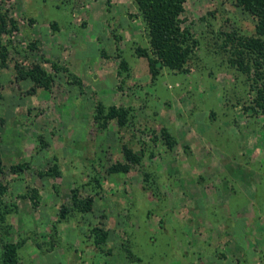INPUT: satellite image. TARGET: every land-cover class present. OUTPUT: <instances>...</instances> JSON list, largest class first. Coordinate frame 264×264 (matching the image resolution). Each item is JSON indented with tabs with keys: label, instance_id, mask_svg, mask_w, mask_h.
I'll use <instances>...</instances> for the list:
<instances>
[{
	"label": "rangeland",
	"instance_id": "obj_1",
	"mask_svg": "<svg viewBox=\"0 0 264 264\" xmlns=\"http://www.w3.org/2000/svg\"><path fill=\"white\" fill-rule=\"evenodd\" d=\"M2 18L0 264L10 245L15 264H214L205 248L248 264L228 260L230 237L208 231L235 160L264 167V56L242 45L256 17L235 0H186L190 58L156 79L136 52L150 48V30L134 0H0ZM38 65L52 78L32 91L17 66ZM111 107L126 117L110 119ZM224 191L227 206L236 192ZM75 194L93 197L92 211Z\"/></svg>",
	"mask_w": 264,
	"mask_h": 264
},
{
	"label": "trees",
	"instance_id": "obj_2",
	"mask_svg": "<svg viewBox=\"0 0 264 264\" xmlns=\"http://www.w3.org/2000/svg\"><path fill=\"white\" fill-rule=\"evenodd\" d=\"M141 10L145 21L150 30V48L137 47L136 52L139 56L148 58L149 69L152 77L156 79L162 67H170L173 69H182L187 64L191 55V46L187 43L190 33L181 26V14L185 10L186 0H134ZM236 3L247 12L254 15L257 19L256 36L247 38L242 45L250 50H255L260 55L264 56V0H235ZM6 21L2 18L0 30L4 29ZM8 54V46L4 45L0 39V56L3 61H6ZM258 54V55H259ZM259 55V56H260ZM240 69L246 72L251 71V66L245 64L244 59H234ZM55 68H59L55 65ZM18 69V79L32 78L35 86L32 91H36L47 85V81L52 77L41 66H36L31 70H24L20 66ZM261 99H263L261 97ZM263 105V103L258 102ZM127 111H120L115 107L109 108L108 116L110 119L120 116L121 120L126 117ZM166 132V131H165ZM166 136L170 135L166 132ZM125 155L128 161L135 162L140 160V157L130 148L125 147ZM0 159V164H1ZM131 168L129 163L116 164L112 171H128ZM94 198L89 197L86 200H80L75 194L73 205L81 208L84 212L92 211ZM69 208L65 207L62 211L63 216H67ZM16 246L10 245L4 253L5 264H15Z\"/></svg>",
	"mask_w": 264,
	"mask_h": 264
},
{
	"label": "crops",
	"instance_id": "obj_3",
	"mask_svg": "<svg viewBox=\"0 0 264 264\" xmlns=\"http://www.w3.org/2000/svg\"><path fill=\"white\" fill-rule=\"evenodd\" d=\"M13 69L14 68L9 67L4 71L12 87L17 83ZM88 76L89 73H86V78ZM27 82L29 83V81L22 82L20 87L24 88L23 85ZM242 156H245L244 159L240 161L235 160V162H238V165H240V169L235 170L233 175H228V177L225 176L228 182L226 181L224 183L223 181V184H217L218 187H221L226 192L228 188L230 191L235 190L236 194L240 193V196H236L235 194L231 197V195H229V197H227L226 206L220 200L222 199V189L213 195L214 200L212 204H215V206L223 205V208L222 210L220 208V221L214 223V226L209 229L211 231L208 232L211 235L220 234L221 236L230 237L229 245L224 249L228 260L234 253L237 255L240 253L248 264H264V167L263 169L255 167L253 164H249L248 156ZM251 166L255 169L251 170ZM254 171H256L257 174H255ZM200 204H202V201H200ZM212 204L210 203V206ZM207 209L208 214H205L207 217L206 219L211 221L210 215H212V213L209 211V208ZM208 244L212 248L219 249V247L213 245L210 240ZM205 250L203 251L207 259L215 260L214 264H222L219 261L223 259L216 258V253L214 254L212 252V254L211 251ZM229 254H231V256H229Z\"/></svg>",
	"mask_w": 264,
	"mask_h": 264
}]
</instances>
